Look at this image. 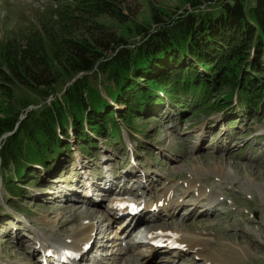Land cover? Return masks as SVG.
I'll use <instances>...</instances> for the list:
<instances>
[{
  "label": "rangeland",
  "instance_id": "374dc122",
  "mask_svg": "<svg viewBox=\"0 0 264 264\" xmlns=\"http://www.w3.org/2000/svg\"><path fill=\"white\" fill-rule=\"evenodd\" d=\"M60 1L63 3V0ZM221 1L226 2V0H117L114 2L116 8L118 6L126 16L123 22L112 14H97L96 17H92L93 19L90 18V22L93 20L99 28L111 34L110 36L123 39L119 50L130 46L135 48L134 45H137L135 43L143 44L141 40L143 35L137 30V26L146 29L148 34L155 33L163 25L191 12H196L197 15L212 12L216 9L215 4ZM242 1L247 12L256 5V0ZM51 5L54 6L53 0H0V54L3 53L2 44L9 43V39L22 29L28 30L32 26H39L46 15L48 17L53 15L50 20L58 23L54 11L50 10ZM98 27L95 29L81 27L79 35H82L81 38L87 37L86 46L92 47L91 50L102 52L88 36L83 37V34L101 30ZM112 52L104 53L106 54L104 58L107 59L114 54V51ZM205 64H208V61ZM168 66L172 70L178 67L175 63H168ZM156 68L157 71L160 70L159 67ZM197 68L205 75L208 74L206 67L199 64ZM101 70L96 65L89 73H77L73 80L71 79L74 75L59 76L57 73L55 84L53 82L48 87L38 89L21 84L8 86L9 84L0 81V116L20 113L21 119H24L28 109H39L45 105L49 107L55 101L62 104L65 90L77 79L85 78L88 84L85 87V99L102 104L107 101L111 106L112 119L111 121L109 119L111 123L108 125H112L111 129L114 131L117 127L120 130L114 136L103 137L95 136L90 128L83 134L78 126L79 133L86 136L85 140H80L73 128L71 114L73 108L63 104L64 109L61 113L54 115L57 122L65 128L57 127L62 142L56 149H45L44 161L33 162L34 169L27 173L26 167L31 163L26 158L20 162H12L5 169L0 157V167H4L0 168V264H26L25 258L18 256L21 253L17 248V243L24 239L31 242L28 250L32 251L41 248L43 239L60 242L72 238L86 222L91 221L98 225L101 223L100 230L104 231L108 221L103 222L104 219L100 216L89 219L86 214L88 210L84 211V205L71 207L65 203V207L62 208L63 202L55 203L54 199L67 200L73 199L77 193L81 195L87 183L91 185L90 190L100 195L98 199L102 202L99 206L103 211L114 210L116 208L113 205L114 200L135 203L146 201L152 204L162 199L168 192L172 193V198L175 196L174 204L178 203L177 207L180 208L174 207L171 212L158 214L147 212L142 223L163 222L165 223L163 229L172 230L176 224L189 227L188 224L194 221L195 223L191 224L194 227H190L193 230L192 234H203L201 238L208 241L205 236L212 238L211 250L197 256L192 253L190 261L189 257L183 258L185 253L181 254L182 260H179L181 257L175 259V254L162 251L156 253L157 259L163 264H264V110H247L246 105L238 98V92L232 91L230 87L223 90L213 89L212 95H208L203 102L194 99L191 92L182 94L178 91L177 97L159 91L164 100L159 102L158 106L146 105L145 110L133 112V118L130 117V120L126 121L127 104L123 101H121L123 105L118 104L120 99L117 102L116 97H113L114 88L117 89L116 83L108 77L107 71ZM167 70L169 69L162 70L161 74ZM153 76L156 77V74ZM142 87L145 86L142 84ZM192 101L194 103L191 104ZM28 105L32 106L24 112L25 106ZM86 106L87 111L81 115L83 118L90 116L88 112L90 107H93L89 103ZM75 109L79 111V108ZM222 144L225 147L221 146ZM1 148L2 145L0 150ZM80 165L87 167L85 172H81ZM19 169L26 171L23 179L18 178ZM132 172H136V178L140 179L134 186L128 183L124 186L128 193L113 191L106 194L109 199L99 193L107 191L109 186H116L122 179L137 181ZM143 175H147L148 179L141 178ZM56 178H61L64 184L53 180ZM47 180H53L49 187ZM75 180L76 182L71 184ZM193 181H198L201 189H206L211 194L207 201L211 196L214 197L212 201L209 199L210 206H213L212 202L217 201L218 210H213L209 215L200 214L198 207L195 206L190 216L192 219L189 220L188 214L199 199L197 192L193 190L194 194H191L190 187H187ZM185 193H189L188 198ZM178 196H182L179 202ZM12 209L25 215L14 214ZM176 211L179 212L178 215ZM74 215L77 217L76 220ZM16 218L19 221L27 218L28 221L25 219L9 227ZM48 220L55 223L50 226L46 223ZM70 220L79 224L70 226L69 232L64 236H57L55 231L68 228ZM122 225L121 220H118L115 227H111L108 232L119 234L120 237L116 240L118 245H111L105 251H97L96 258L95 252L90 256L91 259L85 252L82 260L86 263L100 259L103 264H133V256L139 252L147 253L148 246L139 247L134 245L135 239L123 238L126 232ZM152 229L159 230L161 227L156 225ZM3 240L5 243H2ZM120 242L126 247H122ZM131 244L136 248L126 253ZM120 251H123L121 256ZM150 252L151 250L148 252L149 255L152 254ZM41 253L43 252L36 253L39 264H42L38 258L41 257ZM209 257L211 263L207 261ZM172 258L174 262L164 263ZM185 258L186 261L183 260Z\"/></svg>",
  "mask_w": 264,
  "mask_h": 264
},
{
  "label": "trees",
  "instance_id": "16d2710c",
  "mask_svg": "<svg viewBox=\"0 0 264 264\" xmlns=\"http://www.w3.org/2000/svg\"><path fill=\"white\" fill-rule=\"evenodd\" d=\"M53 1L50 10L54 11L58 23L50 20L53 15H46L39 26L22 29L9 39V43L1 45L0 81L8 86L48 87L56 83L57 73L59 76L74 75L73 80L77 73H89L98 65L115 81L117 89L114 88L113 97L117 102L120 99L118 104H127L126 121L133 118V112L145 110L146 105L158 106L164 100L159 91L175 96L178 91L182 94L191 92L194 99L203 102L215 89L230 87L238 92V98L247 110H264V0H256L250 12L242 0L221 1L215 4L216 9L212 12L198 15L191 12L163 25L155 33L148 34L146 29L137 26L143 35V44L138 42L135 48L130 46L122 50L119 48L123 39L110 36L93 20L90 22V18L97 14H112L123 22L126 16L118 6L116 8L114 2L117 0ZM81 27L101 29L83 34V37L88 36L102 52L86 46L87 37L79 35ZM112 51L114 54L105 59L104 53ZM206 60L208 64H205ZM168 63H175L178 67L172 70ZM197 64L206 67L208 74L198 71ZM156 67L160 70L157 71ZM165 69L169 70L161 74ZM84 79H77L65 90L62 104L55 101L49 107L28 109V112L25 110L32 105L25 106L24 119L20 113L0 116V157L5 169L23 158L31 164L44 161L45 149L57 148L62 142L57 127L65 128L54 115L61 113L63 104L73 108V128L80 140L86 139L79 133L80 129L84 134L90 128L95 136L103 137L120 132L119 127L114 131L112 125H108L112 120L111 106L105 99L102 98L104 104L85 99L88 84ZM87 101L93 107L88 112L90 116L83 118L81 115L87 111ZM31 164L26 167L27 173ZM25 173V169H19L18 178L23 179Z\"/></svg>",
  "mask_w": 264,
  "mask_h": 264
},
{
  "label": "bare ground",
  "instance_id": "6f19581e",
  "mask_svg": "<svg viewBox=\"0 0 264 264\" xmlns=\"http://www.w3.org/2000/svg\"><path fill=\"white\" fill-rule=\"evenodd\" d=\"M221 146L225 147L224 144H222ZM81 162L82 161H78V163H81ZM34 165H35V163L31 164V170H32ZM36 168H38V166ZM86 168L87 167L85 165H80V169L82 170L81 172H83V171L85 172ZM76 171H78V169ZM132 173H133L132 174L133 176L136 175V172H132ZM219 173H220V171H219ZM128 175H131V174L128 173ZM125 176H127V174ZM136 177L137 176H135L134 179H138V180L137 181L135 180L134 185L136 183H138L139 179H140V178H136ZM61 178H63V177H61ZM61 178H56L53 180L61 181L64 184V181ZM117 178H119V177H117ZM141 178L148 179V176L143 175V176H141ZM53 180H47L48 181V187H49V184ZM74 182H76V180L72 181L71 184ZM41 183H42V181H41ZM119 183L121 184V186ZM127 183H128L127 181H124L122 179L120 182L117 183L116 186H114V187L109 186V187H107V191H105V192L102 191L99 193L105 194V198L109 199L110 197L108 195H106L108 193H112L113 191H118V192L127 191V188L124 187V186H126ZM90 186L91 185L89 183H87L86 188L84 189L83 193L81 195L79 193H77L73 199H67V200H56V199H54L56 201L55 203L63 202L61 204L62 208L65 207L64 206L65 203H67L66 205L70 204L71 207L78 206V205H84V207H85L84 211L86 212L88 210V212L86 214H87V217L89 219H91L94 216L95 217L100 216L101 218L104 219L103 222L108 221V225L104 228L105 230L104 231L100 230V224L101 223H99V225H98V224L92 223L91 221L86 222L83 225V227H81L79 230H77L75 232V235H73L72 238L65 240V241H60V242H55L52 240L44 241V239H43L42 240L43 242H41V248L40 247L35 248L32 251L28 250V249H30L29 246H30L31 242L27 239L21 240L19 243H17L18 251L21 253L18 256L25 258L24 260L26 261V264H39L37 261V258H36V253L37 252L40 253V251H42L43 253H41L40 254L41 257H38V258H40L39 260L42 262V264H88V263H86V261L82 260V256L85 254V252H87V257L91 259L90 256L94 252L97 253V251H100L101 249H103L102 251H105L104 249H107V246H105V247H104V245L98 246L97 237L102 234L103 237L100 240H105V238L108 239V236L106 235L105 232L109 231V229L111 227H115V225L117 224L118 217L116 216V214L124 213V212L126 213L127 211H131L133 209L138 210L140 208H145L147 210L153 209V211H157L158 208L161 207V205L164 208L162 210H165L167 212H171L172 209L174 207H177V205H178V203L174 204L175 200L173 203L171 202L172 199H170L169 196L172 193L168 192L169 196H166L162 199H158L157 201H154L152 204H149L151 202H146V201L138 204V203H133V202H130L127 200H123L121 202H119V201L115 202V200H114L113 205L116 207L115 208L116 210L114 209L115 211L114 210L103 211L100 209V206H99L102 201L96 200V199H98L97 197H100V195L98 193H94L92 190H90ZM188 186L190 187L189 192L191 194H194L193 190L196 191L197 196L199 198L198 201L195 204H193L192 209L188 214L189 220L192 219V218H190V216H191V212L193 211V208L195 206L198 207V209H199L198 211H200V214H208L209 215L213 210H215V211L218 210V209H216L217 201L212 202L213 206H210L211 205L210 203L212 200H214V197L211 196L210 198H208V201H207V197L210 196L211 194H209L206 191V189L205 190L201 189L202 187H201L200 183H198V181H193V183L188 184L187 187ZM143 187H145V186L143 185ZM185 196L188 198L189 193H185ZM177 199H178L177 202H179V200L182 199V196H178ZM209 199L211 201H209ZM197 203H198V205H197ZM178 207L180 208V206H178ZM178 207H177V209H178ZM176 212H178V211H176ZM104 213H107V214H104ZM142 213H143V211H141V214L138 215L136 218H133L135 220H133L126 227V229L129 231V233L127 234V238H131L134 235V233L136 234L139 232L141 227H138L139 226L138 222L142 223L146 219V216L144 215V213L142 215ZM178 214H179V212L177 213V215ZM80 218H83V217H80ZM25 219L28 221L27 218L20 219V221L25 220ZM74 219L75 220L77 219V217L75 215H74ZM17 222H19V221H14L12 224H10L9 227H11V226L13 227L14 224ZM70 222L71 223L69 224L68 228H66L65 230H61V231H55V234L57 236H59V235L64 236V234H67L69 232L70 226H74L76 224H79V223H73L72 220H70ZM46 223L48 225L52 226L55 222L53 223L51 220H48V222H46ZM134 223H135V226L132 227V225ZM192 223H195V222L192 221L190 224H188L189 227H183L180 225L178 226L176 224L175 226H173V229L170 230V229H163V227L165 226L164 225L165 223H163V222H161L160 224H157L156 222H151V223L147 222V223H142L143 224L142 228H146L145 230H151V228L153 226H156V225L160 226L161 229H159L160 231L157 233V239H160L164 245L168 244V246L175 251V253H174L175 257H176V258L174 257L175 259H178L179 257H181V253H185L183 258L185 256L189 257V261H190V256L193 255L192 253H194L195 256H197L198 254H202L206 250H211L210 247H211V240H212V238H210L208 235L205 236V238L207 237L209 239V241L204 239V238H201V237H203L202 236L203 234H199V233L192 234L193 230L190 229V227H194V225L193 226L191 225ZM5 224H7V223H4V225ZM167 225H170V224H166V226ZM183 225H185V224H183ZM96 234H98V235H96ZM112 235L116 240H118L120 237L118 233L112 234ZM146 239H147V237H146ZM100 240H98V241H100ZM2 243H5V241L3 240ZM88 244L89 245L91 244L90 248H89ZM120 244H121V242H120ZM113 245H118L117 241L115 243H113ZM129 246H131V247L129 249L127 248L128 250L126 251V253L132 251L133 248H136L132 244ZM138 246L140 247V244ZM156 249L157 248L150 246V247H148L147 253H142V252L140 253L139 252V254L133 256V260H134L133 264H136V263L139 264V262L141 264H163V263L159 262V260L156 257V253H161V250H156ZM65 250H67V252ZM150 250H151L150 253H152V254L155 253V254L149 255L148 252ZM162 252L167 253L166 251H162ZM122 253H123V251H120L119 256H121ZM96 256H95V258H96ZM143 258L145 260H143ZM174 258H172L169 261H164V263H172V262H174ZM90 259H88V260H90ZM116 260H118V259L116 258ZM179 260H182V257L179 258ZM183 260L186 261V258ZM207 261L211 263L210 257L207 259ZM92 262H93V264H103L100 259H98L97 261H92Z\"/></svg>",
  "mask_w": 264,
  "mask_h": 264
}]
</instances>
